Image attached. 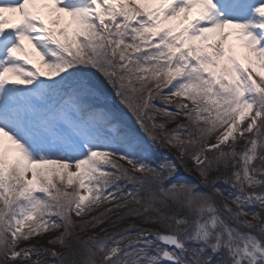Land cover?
I'll use <instances>...</instances> for the list:
<instances>
[{
    "label": "snow or ice",
    "instance_id": "1",
    "mask_svg": "<svg viewBox=\"0 0 264 264\" xmlns=\"http://www.w3.org/2000/svg\"><path fill=\"white\" fill-rule=\"evenodd\" d=\"M0 264H264V0H0Z\"/></svg>",
    "mask_w": 264,
    "mask_h": 264
},
{
    "label": "rangeland",
    "instance_id": "2",
    "mask_svg": "<svg viewBox=\"0 0 264 264\" xmlns=\"http://www.w3.org/2000/svg\"><path fill=\"white\" fill-rule=\"evenodd\" d=\"M236 41V40H235ZM237 42V41H236ZM259 70V69H258ZM107 95V97L109 98L110 97V94H106ZM111 102H113L114 103V105H115V107H116V109H115V112L117 113V114H119V106L121 105V102H120V100L119 99H117V98H113L112 97V100H111ZM129 112H128V116H132L133 114H132V112L130 111V110H128ZM126 117L125 119H123V120H121V122L123 123V124H126L128 127H130L131 129H136V124L134 123V122H132V120H130V117ZM154 117V121L156 122V123H163V122H165V120L164 119H157V116H153ZM151 121V124L153 123V120H150ZM176 126H175V123H169V124H167V129L166 130H168V131H171L172 129H174ZM139 136L141 137V139H143L144 137H145V134L144 133H139ZM142 142L144 143V141L142 140ZM215 142V140H214V138H213V140L212 141H210V143H214ZM241 147H242V145H241ZM169 149H170V151H173V150H176V149H174V148H170V147H168ZM175 152V151H174ZM176 155L178 156V158H179V152H175V157H176ZM126 166V165H125ZM127 167V166H126ZM188 167L190 168V166L188 165ZM183 171V170H182ZM195 181H196V179H194ZM101 211L103 210V209H100ZM250 211H252V210H254V209H249ZM95 214V213H94ZM54 234H58V233H54ZM47 238L48 237H46V240H47ZM46 240H41L40 241V244H42L43 246H45V247H49V248H52L53 246L52 245H47V241ZM33 243H36V241H34L33 240ZM56 250H60L59 249V247L57 246L56 247ZM35 257H33V259H34ZM51 258V257H50Z\"/></svg>",
    "mask_w": 264,
    "mask_h": 264
},
{
    "label": "trees",
    "instance_id": "3",
    "mask_svg": "<svg viewBox=\"0 0 264 264\" xmlns=\"http://www.w3.org/2000/svg\"><path fill=\"white\" fill-rule=\"evenodd\" d=\"M105 89H110V87H108L107 85H105ZM149 118H148V115H146L145 117H144V121H145V123L146 124H148L149 125V127L151 126V123L149 122ZM136 126V128H138L139 127V124H136L135 125ZM134 131H136L135 129H133ZM137 132V131H136ZM138 133V132H137ZM138 135H139V133H138ZM144 140H146V138H143ZM162 145V151L164 152V153H166L167 152V149H168V146L167 145H164V144H161ZM98 231V230H97ZM44 240H46V237L44 238ZM35 241V240H34ZM47 241V240H46ZM48 245V244H47ZM45 259H51L50 257H45Z\"/></svg>",
    "mask_w": 264,
    "mask_h": 264
}]
</instances>
